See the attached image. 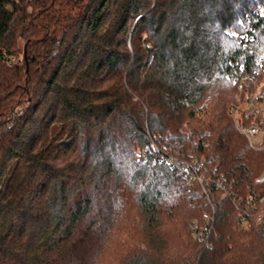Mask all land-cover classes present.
Returning a JSON list of instances; mask_svg holds the SVG:
<instances>
[{
    "label": "trees",
    "instance_id": "1",
    "mask_svg": "<svg viewBox=\"0 0 264 264\" xmlns=\"http://www.w3.org/2000/svg\"><path fill=\"white\" fill-rule=\"evenodd\" d=\"M260 5L0 0V264H264V110L256 144L233 116L264 101Z\"/></svg>",
    "mask_w": 264,
    "mask_h": 264
},
{
    "label": "built area",
    "instance_id": "2",
    "mask_svg": "<svg viewBox=\"0 0 264 264\" xmlns=\"http://www.w3.org/2000/svg\"><path fill=\"white\" fill-rule=\"evenodd\" d=\"M256 15L264 22V5L259 6L256 12ZM255 31L256 30L254 31L251 30L250 32H246V33H240V34L237 33L233 35V38L237 39L244 48H247V47L252 46L254 42L256 41V36L254 34ZM7 63L8 65H15L18 63V59L14 57H10L7 60ZM231 67H232L231 77L238 84L240 91L248 92L249 89L247 88V83H249L252 80V77H253L252 74L246 73L245 67H240L238 69L234 63L231 64ZM259 67L262 69L264 73V54L261 57V62L259 63ZM186 104L187 106L189 105L188 103ZM263 110H264V101H261V102L247 101L243 105H237L233 107V116L236 120V124H237V128L239 132L242 135H244L252 144H256L262 138L263 129L258 125L245 126L242 124L241 120L247 119L253 116H257ZM17 116L18 114L16 112L13 116V119L6 126L7 130L12 129L15 126ZM156 152H158V154L160 155L159 157H160L161 163H165L172 170L176 169V166L179 163L178 159L174 158L173 156L169 154L164 153L159 148H156ZM201 162L203 164L204 159ZM152 163L155 164L156 162L153 161ZM194 165H198V162L195 161L193 164H190V163L185 164L186 174L188 175V178L190 181L199 180V183L203 187L204 180L197 175V171ZM225 195L227 197V193ZM206 198H207V205L210 208L209 212L204 214V219L206 223L204 226H202L198 220H194L191 223V228H192L193 237L200 241H203L205 248L207 247L211 248V235L214 232L215 215H216L217 209L214 204V200L211 198V195L206 193ZM262 202H264V199L262 200ZM244 209H245L244 213H242L240 219L242 223H247L248 215L246 212L249 210V205L248 206L246 205ZM259 220H261V218Z\"/></svg>",
    "mask_w": 264,
    "mask_h": 264
},
{
    "label": "rangeland",
    "instance_id": "3",
    "mask_svg": "<svg viewBox=\"0 0 264 264\" xmlns=\"http://www.w3.org/2000/svg\"><path fill=\"white\" fill-rule=\"evenodd\" d=\"M249 142H250V141H249ZM258 142H259V141H258ZM260 142H261V141H260ZM250 143H251V142H250ZM202 179H203V178H202ZM203 180H204V179H203ZM196 181H197V183H199V180H196ZM199 184H200V183H199ZM200 185H201V184H200ZM203 187H204V186H203ZM203 187H202V190H203L204 192H206L207 194H210V195H211V198H213L212 194L208 191V189H206V188L204 189ZM224 197L226 198V195H224ZM213 200H214V199H213Z\"/></svg>",
    "mask_w": 264,
    "mask_h": 264
},
{
    "label": "water",
    "instance_id": "4",
    "mask_svg": "<svg viewBox=\"0 0 264 264\" xmlns=\"http://www.w3.org/2000/svg\"><path fill=\"white\" fill-rule=\"evenodd\" d=\"M24 56H25V59H26V57H27V56H26V50L24 51Z\"/></svg>",
    "mask_w": 264,
    "mask_h": 264
}]
</instances>
